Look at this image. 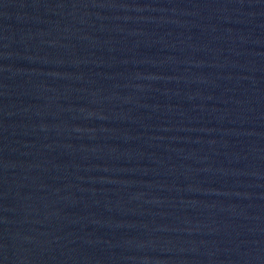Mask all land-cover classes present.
I'll use <instances>...</instances> for the list:
<instances>
[{"label": "water", "instance_id": "water-1", "mask_svg": "<svg viewBox=\"0 0 264 264\" xmlns=\"http://www.w3.org/2000/svg\"><path fill=\"white\" fill-rule=\"evenodd\" d=\"M0 264H264V0H0Z\"/></svg>", "mask_w": 264, "mask_h": 264}]
</instances>
